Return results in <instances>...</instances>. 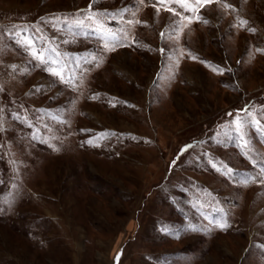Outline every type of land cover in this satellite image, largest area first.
Returning a JSON list of instances; mask_svg holds the SVG:
<instances>
[{
	"label": "rangeland",
	"instance_id": "374dc122",
	"mask_svg": "<svg viewBox=\"0 0 264 264\" xmlns=\"http://www.w3.org/2000/svg\"><path fill=\"white\" fill-rule=\"evenodd\" d=\"M260 177L264 0H0V264H264Z\"/></svg>",
	"mask_w": 264,
	"mask_h": 264
},
{
	"label": "snow or ice",
	"instance_id": "6c2138e0",
	"mask_svg": "<svg viewBox=\"0 0 264 264\" xmlns=\"http://www.w3.org/2000/svg\"><path fill=\"white\" fill-rule=\"evenodd\" d=\"M160 2H162V0H157V3H160ZM168 2H172V0H168ZM210 2V0H197V3H209ZM11 35H15V33H11ZM108 39H110V40H115L116 39V37L114 36V35H110L109 37H108ZM121 43H124V41H121ZM46 70H48V71H50V73L52 74V75H58V73L56 72V69L55 68H50V69H46ZM248 110L247 109H243V110H237V115H236V117L234 118L235 119V127H236V130L239 132V131H241L242 130V127L244 126V124H245V121H243V119H242V117H241V112H247ZM228 116H232V113H228L227 114ZM244 138L242 137V140H243ZM189 147H191V146H185V149L184 150H187ZM230 171V170H229ZM254 179H257V178H254ZM258 179H260V180H264V177H260V178H258Z\"/></svg>",
	"mask_w": 264,
	"mask_h": 264
}]
</instances>
